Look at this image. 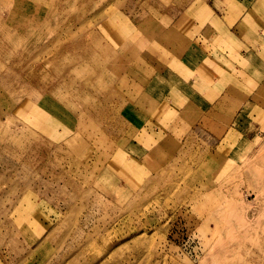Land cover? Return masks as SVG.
I'll return each instance as SVG.
<instances>
[{
  "label": "rangeland",
  "instance_id": "1",
  "mask_svg": "<svg viewBox=\"0 0 264 264\" xmlns=\"http://www.w3.org/2000/svg\"><path fill=\"white\" fill-rule=\"evenodd\" d=\"M28 1L0 0V264H264V0Z\"/></svg>",
  "mask_w": 264,
  "mask_h": 264
},
{
  "label": "crops",
  "instance_id": "2",
  "mask_svg": "<svg viewBox=\"0 0 264 264\" xmlns=\"http://www.w3.org/2000/svg\"><path fill=\"white\" fill-rule=\"evenodd\" d=\"M240 2H242L243 3V1L242 0H240ZM224 3V1L223 0H215L214 1V4L215 5H221V4H223ZM252 3V2H251ZM257 3V2H256ZM171 4V3H170ZM241 4V3H240ZM255 4V3H254ZM254 4H251L250 5V3H249V5H248V7H246V4H244V5H240V6H242L241 7V9H242V12L245 14V11H247V14L249 13V11H250V9L253 7V9L254 8H256V10H257V8H258V5H256V6H253ZM164 5V4H163ZM172 5V4H171ZM173 5H175L174 3H173ZM182 6V8H180ZM180 11H183L184 10V5L183 4H181V5H179V8H178ZM241 12V13H242ZM166 14H170V15H173L174 13L172 12V11H167V8H166V6H164V15H166ZM197 14H199V15H201L202 13H197ZM206 14H208V13H206ZM246 15V14H245ZM249 15H250V13H249ZM178 16H175L174 18H177ZM247 18V17H246ZM246 18L245 19H243V22H244V20H246ZM261 19V18H260ZM264 20V15H263V17H262V19H261V21H263ZM260 21V22H261ZM263 24V23H262ZM196 25H198V24H196ZM210 34V33H209ZM197 39V38H196ZM196 39L194 40V43H193V45H195L196 44ZM198 40V39H197ZM222 40V41H221ZM219 41H221L220 43H225V41H224V39H220ZM185 45H189V42H188V44H187V42L185 43ZM189 46H191V45H189ZM192 47V46H191ZM195 46H193L192 47V49L193 50H195L196 52H197V54L198 53H200L201 51H202V49L201 48H194ZM204 53V52H203ZM243 55H244V57H243V59L245 60H247V59H249L250 57H252L253 55H254V53H253V51L252 50H249V51H247V52H243L242 53ZM199 55V54H198ZM197 55V56H198ZM182 56V55H181ZM181 56H179L180 58H183V57H181ZM207 57H209L208 55H206L205 53H204V57H203V60L204 61H206L207 60ZM170 62H171V60H170ZM167 63V62H166ZM179 64V69L181 68V66H182V64H180V63H178ZM258 72V71H257ZM260 77H262L263 78V80L262 81H260L259 83H257L258 85L257 86H255V87H260L261 89H264V63H263V68H262V70L260 71ZM244 80L243 81H245V77L243 78ZM195 80V79H194ZM193 80V81H194ZM196 81V80H195ZM248 84V83H247ZM248 86V85H247ZM185 90V89H184ZM263 92H264V90H262ZM226 97L227 96H222L221 97V102H222V100L223 99H226ZM223 103V102H222Z\"/></svg>",
  "mask_w": 264,
  "mask_h": 264
},
{
  "label": "bare ground",
  "instance_id": "3",
  "mask_svg": "<svg viewBox=\"0 0 264 264\" xmlns=\"http://www.w3.org/2000/svg\"><path fill=\"white\" fill-rule=\"evenodd\" d=\"M77 2H80V0H76ZM29 3H31V4H33V6L35 7V8H40V9H43V8H45V7H50V8H56V3H55V0H29L28 1ZM29 5V4H28ZM28 5H27V7H28ZM27 7H26V9H27ZM70 13V12H69ZM27 16V14H25V17ZM27 18V17H26ZM29 19V18H28ZM27 21H24V26L25 27H27ZM80 29H84V26H82V27H80ZM69 44H65V49H67V48H69ZM56 60L57 59H55L54 61L56 62ZM56 65H57V68L59 69V62L57 61L56 63H55ZM28 74H29V76L31 77V78H33V80L34 81H38L39 80V77L37 76H34L33 74H32V72H28ZM52 87H54L53 85H52ZM27 94L29 95V96H31V97H33V98H36V96H37V94L36 93H31V92H27Z\"/></svg>",
  "mask_w": 264,
  "mask_h": 264
}]
</instances>
